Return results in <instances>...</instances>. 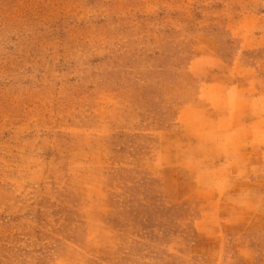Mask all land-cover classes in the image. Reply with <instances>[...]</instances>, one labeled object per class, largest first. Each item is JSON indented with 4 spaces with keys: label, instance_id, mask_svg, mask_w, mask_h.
<instances>
[{
    "label": "rangeland",
    "instance_id": "1",
    "mask_svg": "<svg viewBox=\"0 0 264 264\" xmlns=\"http://www.w3.org/2000/svg\"><path fill=\"white\" fill-rule=\"evenodd\" d=\"M0 264H264V0H0Z\"/></svg>",
    "mask_w": 264,
    "mask_h": 264
}]
</instances>
